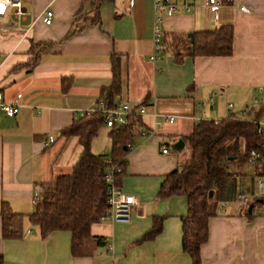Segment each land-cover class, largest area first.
<instances>
[{
	"label": "crops",
	"instance_id": "1",
	"mask_svg": "<svg viewBox=\"0 0 264 264\" xmlns=\"http://www.w3.org/2000/svg\"><path fill=\"white\" fill-rule=\"evenodd\" d=\"M153 3L104 2L99 22L69 37L74 21L90 13L89 1L22 0L20 21L12 14L0 21V93L5 102L19 96L15 116L0 111V210L5 203L24 215L23 234L16 238H2L0 218L2 264H191L182 250L187 199L158 197V191L165 176L186 159L189 147L183 137L199 121L246 111L251 120L264 122V0L223 2L216 12L207 0H190L189 11L176 1V12L163 14L167 48L157 60L150 59ZM46 10L52 12L49 25L42 21ZM227 24L233 30L230 55H186L189 34ZM32 44L43 49L36 53ZM112 53L119 56L120 78L113 104L127 102L138 119L119 189L139 204L129 223H92L82 253L73 255L69 231L42 237L28 214L35 210L40 184L70 173L77 162L79 137L61 131L77 112L94 107L112 84ZM109 131L102 125L90 145L105 159L112 148ZM49 134L56 135L53 142ZM179 139L184 146L174 150L171 145ZM247 164L241 172L231 168L233 198L221 200L208 221V239L200 248L203 264H264V197L247 205L234 201L237 192L257 190L260 177ZM155 218L160 231L140 241Z\"/></svg>",
	"mask_w": 264,
	"mask_h": 264
},
{
	"label": "trees",
	"instance_id": "2",
	"mask_svg": "<svg viewBox=\"0 0 264 264\" xmlns=\"http://www.w3.org/2000/svg\"><path fill=\"white\" fill-rule=\"evenodd\" d=\"M86 1L91 3V11L74 21L68 37L99 22L100 6L113 0ZM81 18L83 21L79 22ZM232 34L230 24L209 31L195 32L193 40L188 39L186 55H230ZM35 46L32 44L31 48L32 51L37 49L36 53L43 49ZM111 65L112 84L102 90V99L108 107L114 106L113 98L120 89L119 56L115 53L111 54ZM66 86L64 84V89ZM135 122L138 119L130 115L127 124L110 127L112 148L109 159L94 154L90 149L92 139L104 125L100 112L77 118L61 131L64 136H78L82 152L70 173L40 184L35 210L28 214V218L38 226L42 237L55 230L69 231L72 254L82 253L84 243L90 237L91 224L100 221L107 209L108 194L104 173L109 166L119 169L114 175V183L119 188L127 145L131 140ZM257 125V122L248 118L246 111L217 120L199 121L192 132L183 137L189 147V156L178 169L166 175L160 185L158 197L184 195L187 199V212L181 218L182 250L189 255L191 264H203L200 248L208 239V221L216 215L221 200L233 198L235 180L230 167L249 163L250 153L256 151L262 157V161L254 164L256 176L264 179V147L257 133ZM0 218L2 238L22 236L23 214L13 212L3 203ZM160 227V219L155 218L152 227L140 241L155 236Z\"/></svg>",
	"mask_w": 264,
	"mask_h": 264
},
{
	"label": "built area",
	"instance_id": "3",
	"mask_svg": "<svg viewBox=\"0 0 264 264\" xmlns=\"http://www.w3.org/2000/svg\"><path fill=\"white\" fill-rule=\"evenodd\" d=\"M179 2L183 5L184 10L189 11L190 0H154L153 8L155 13L153 30H152V41H153V52L150 55L151 60H157L161 57L162 53L167 48V42L165 40L166 34L161 28V22L164 15H171L176 12V3ZM232 0H207V4L211 10L216 12L218 7L223 2H229ZM0 21L7 16L12 14L15 16L17 21H20L25 15L22 0H0ZM241 11L247 12L248 9L245 6L240 7ZM52 19V12L50 10L44 11L42 15V21L49 25ZM19 96L14 102L3 101L2 94L0 93V111H3L7 116L13 117L16 115L19 109ZM144 107L140 108V113L144 112ZM100 112L103 120V124L106 127H112L114 125L127 124L128 118L132 113V109L127 102L120 101L114 106L108 107L104 99H99L97 104L89 109H83L77 112L75 118L90 116L95 112ZM257 133L261 138V143L264 147V122H259L257 125ZM56 135L49 134L47 137L48 142H53ZM162 151L167 152V148H163ZM262 161V157L256 151L250 153V162L253 165ZM119 169L114 166H109L104 173V182L107 185V209L103 213L101 219L111 220L118 223H129L132 218V211L138 206V201L134 196L123 193L114 183L115 172ZM257 190L255 192H237L234 195V201L239 204L247 205L254 198L264 197V179L262 177L256 180ZM39 198V192H36L33 197V201L37 202ZM112 247L108 243V249Z\"/></svg>",
	"mask_w": 264,
	"mask_h": 264
},
{
	"label": "water",
	"instance_id": "4",
	"mask_svg": "<svg viewBox=\"0 0 264 264\" xmlns=\"http://www.w3.org/2000/svg\"><path fill=\"white\" fill-rule=\"evenodd\" d=\"M188 37L190 38L191 41L193 40V34H189ZM171 146H172V148H173L174 150H180V149H182L183 146H184V141H183L182 139H179V140L175 141ZM209 195H210V196L212 195V191L209 193ZM252 206H253L252 204H250V205L248 206V210H249V211H251Z\"/></svg>",
	"mask_w": 264,
	"mask_h": 264
},
{
	"label": "rangeland",
	"instance_id": "5",
	"mask_svg": "<svg viewBox=\"0 0 264 264\" xmlns=\"http://www.w3.org/2000/svg\"><path fill=\"white\" fill-rule=\"evenodd\" d=\"M189 153H190L189 150H187V157L189 156ZM187 157H186V158H187ZM247 165H249V164H247ZM245 167H246V165H245ZM245 167H244V169H246ZM231 168H236V172H237V171H238V172H239V171L241 172V171L243 170V167L240 168V167H237V166H234V167L231 166L230 169H229L230 171H231Z\"/></svg>",
	"mask_w": 264,
	"mask_h": 264
},
{
	"label": "snow or ice",
	"instance_id": "6",
	"mask_svg": "<svg viewBox=\"0 0 264 264\" xmlns=\"http://www.w3.org/2000/svg\"><path fill=\"white\" fill-rule=\"evenodd\" d=\"M3 9H2V7H0V11H2Z\"/></svg>",
	"mask_w": 264,
	"mask_h": 264
}]
</instances>
